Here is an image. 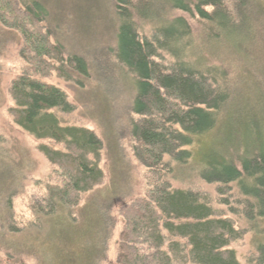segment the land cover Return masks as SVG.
<instances>
[{"label":"trees","instance_id":"16d2710c","mask_svg":"<svg viewBox=\"0 0 264 264\" xmlns=\"http://www.w3.org/2000/svg\"><path fill=\"white\" fill-rule=\"evenodd\" d=\"M226 3L232 5L234 14ZM247 5L241 0H117L119 23L113 57L135 78L133 113L137 121L131 135L136 143L135 157L149 172L166 169L171 181L186 178L185 168L192 160L190 148L217 127L227 98L218 91L215 71H200L199 61H193L195 51L190 42L194 30L189 19L169 16L162 23L157 15L164 7L190 15L206 27L210 41L240 46L236 48L247 52L243 42L252 35L248 28L252 14L243 10ZM47 19L46 7L40 1L0 0V26L22 37V58L32 68V73L20 76L9 91L15 104L10 111L14 123L37 141L63 146L62 150L39 147L59 175L58 185L48 188L47 196L33 206L40 223L77 208L82 196L100 187L105 179L100 167L102 141L89 129L63 125L58 114H70L74 107L63 91L38 77L47 74L46 66L52 61L59 63L61 78H66L64 66L68 63L79 75L88 76L83 58L69 57L66 61L63 48L52 42L45 26ZM136 21L155 25L151 38L140 36ZM162 55L171 59L166 66L156 63ZM260 111L264 113V107L240 113L242 117L236 112L229 116L226 128L231 130L226 140L237 148L238 138L232 131L236 128L242 133L241 155L233 162L221 150L213 152L198 175L200 180L238 197V206L228 210L234 219L215 209L209 196L171 188L166 182L124 209L117 264H241L231 246L247 232L261 233L257 250L260 264H264V115ZM220 205L228 207L230 203L224 200ZM105 217L92 215V232L84 237L85 247L91 250L87 264L105 260L110 233L105 229ZM63 219L54 217L51 223L53 235L66 239L67 232H62L73 223ZM37 224L32 227L41 229ZM77 260L66 259L64 264H83Z\"/></svg>","mask_w":264,"mask_h":264},{"label":"rangeland","instance_id":"374dc122","mask_svg":"<svg viewBox=\"0 0 264 264\" xmlns=\"http://www.w3.org/2000/svg\"><path fill=\"white\" fill-rule=\"evenodd\" d=\"M35 1L45 5L48 13L45 26L52 35V42L63 48L65 60L79 56L87 63L88 76L79 75L68 63L64 66L66 78H61L57 72L59 63L52 61L50 67L46 66L47 74L38 77L43 83L63 91L74 107L70 114H58L63 125L89 129L102 141L100 167L105 179L100 187L82 196L77 208L63 210L41 223L37 221L34 204L47 196L48 188L59 183L58 169L45 159L39 147L62 150L63 146L52 141H37L15 125L10 113L15 104L9 91L12 83L23 74L32 73V68L22 58L25 51L22 37L0 26V264H64L66 259L73 258L87 264V253L91 250L85 247L84 237L92 232V215L96 213L106 215L105 229L110 230L102 264H117L124 209L144 198L153 188H162L166 182L171 188L182 187L209 196L215 209L224 211L225 218L234 219L228 210L238 206V197L217 184L200 180L198 175L206 166L205 159L213 152L221 150L220 153L232 161L241 155L242 133L236 128L232 131L238 138L237 148L230 147L226 140L231 130L226 128L229 116L236 112L242 117L240 113L264 107V1L241 0L248 4L243 7L244 13L252 14L249 17L251 26H248L252 35L245 43L238 40L243 42L247 52L236 48L240 46L210 41L206 27L190 15L172 12L167 7L163 8L165 13L161 10L159 15L155 14L162 23L169 16L189 19L194 30L190 42L195 51L193 61H199L200 71H215L212 73L219 77L218 91L227 96L217 127L199 137L190 148L192 160L185 168L187 177L183 176L182 181H171L166 169L149 172L135 157L136 143L131 135L132 124L137 121L133 113L135 78L113 57L119 23L115 10L117 0ZM229 1L238 2L226 0ZM21 2L27 3V0ZM228 4L226 6L232 11V5ZM136 22L140 36L151 38L155 25ZM169 62L171 59L166 55L156 59L161 66ZM262 131L264 136L263 123ZM224 200H228L230 206L220 205ZM54 217H63L73 223L70 229L62 232H67L66 239L53 235L51 222ZM33 223H38L36 228L41 229H34ZM261 238V233L247 232L231 246L241 264H260L257 247Z\"/></svg>","mask_w":264,"mask_h":264}]
</instances>
